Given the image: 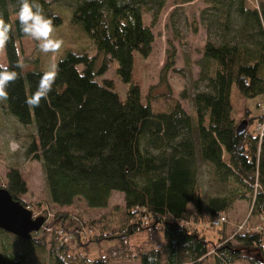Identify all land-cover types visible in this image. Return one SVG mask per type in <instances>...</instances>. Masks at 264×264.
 Here are the masks:
<instances>
[{
  "label": "trees",
  "instance_id": "16d2710c",
  "mask_svg": "<svg viewBox=\"0 0 264 264\" xmlns=\"http://www.w3.org/2000/svg\"><path fill=\"white\" fill-rule=\"evenodd\" d=\"M60 1L72 8V23L82 26L98 55L107 52L117 62L118 78L129 86L122 99L78 69L87 62L84 53L67 51L55 63L59 73L52 91L39 107H30L26 100L45 71L16 67L21 65L17 39L24 35L12 19L19 0H0V16L11 28L0 65L19 73L1 103L19 124L34 125L24 153L41 162L50 201L58 207L51 215L42 201L22 199L27 184L17 167H9L0 186L44 223L27 239L0 229V264H87L89 258L93 264H235L240 259L264 264V136L257 129L262 123L264 135V0H213L219 28L204 46L201 80L206 82L193 95V113L179 102L154 112L150 97L143 101L132 83L134 52L146 57L154 42L152 27L142 23V8L154 21L160 0ZM37 2L58 26L61 17L52 2ZM173 66L174 51L165 61L163 82ZM97 72H103L102 65ZM233 84L241 109L231 101ZM251 98H257L259 113L246 104ZM243 120L246 126L237 133ZM201 163L219 184L234 181L244 192L206 197L199 184ZM115 191L124 198L118 224L63 210L77 199L89 209H106ZM245 195L252 217L262 219L259 229L230 235L219 230L216 242L197 229ZM103 241L110 243L93 257L81 253L89 243Z\"/></svg>",
  "mask_w": 264,
  "mask_h": 264
},
{
  "label": "rangeland",
  "instance_id": "374dc122",
  "mask_svg": "<svg viewBox=\"0 0 264 264\" xmlns=\"http://www.w3.org/2000/svg\"><path fill=\"white\" fill-rule=\"evenodd\" d=\"M49 1L52 2V11L61 17V23L54 27L53 38L62 40L63 45L55 53H44L39 50L37 41L23 35L17 39L19 58L21 65L24 66L23 69L38 68L47 71L67 51L84 53L87 56V62L79 64L78 69L88 72L99 83L110 86L124 99L129 84L118 78L117 62L107 52L104 55H98L94 44L82 26L72 23V8L67 3L60 0ZM160 2L161 7L154 21L150 11L142 8V23L152 27L154 42L148 56L144 57L140 53L134 52L132 83L140 88L143 101L150 97L154 112L167 110L170 105L179 102L186 111L193 113V95L196 91L202 90L206 82V80H201L204 46L207 41L214 40L219 28L214 24L217 15H219V9H216L217 5L213 0H160ZM17 13L12 14L13 20L17 18ZM210 23L213 25L208 26ZM172 51H174V66L167 70L165 83L161 80V73L165 61ZM0 61L1 64H5L3 50L0 51ZM101 65L103 72L99 73L97 69ZM237 95L233 84L231 101L240 105L241 109L242 101ZM256 101L257 98L247 99L246 104L252 107L254 113H259L261 107L259 106V109L254 107ZM34 133V125L19 124L5 111L0 101V182H5L9 167H17L27 184V192L21 198L29 203L42 201L43 206L52 215L58 210V207L50 201L42 164L39 160L27 158L24 153ZM11 141H15L18 145L15 150L10 147ZM199 184L206 197L223 196L238 191L244 192V189L234 181L219 184L210 175L208 166L203 164L200 166ZM123 206V193L115 191L106 209H89L82 199H77L73 205L64 207L63 210L85 220L103 218L106 222L118 224L119 212ZM33 215L35 216L36 213ZM218 216H223L224 219L218 225L213 224V220ZM261 221L260 217H252L251 201L248 199V195H245L244 198L236 200L224 214L217 215L211 221L200 222L196 227L207 239L216 242L221 236L220 233H217L219 230L227 235L234 231L257 230ZM251 224L257 226L253 227ZM1 237L0 234V249L3 240ZM75 243L73 237V242H71L73 249ZM108 243L110 241L91 242L87 251L83 250L81 253H87L88 256L93 257L99 253L100 248L106 247ZM80 248L82 249V247ZM112 263L139 264V261L117 260ZM235 264H249V262L246 259H240Z\"/></svg>",
  "mask_w": 264,
  "mask_h": 264
},
{
  "label": "clouds",
  "instance_id": "9594fccd",
  "mask_svg": "<svg viewBox=\"0 0 264 264\" xmlns=\"http://www.w3.org/2000/svg\"><path fill=\"white\" fill-rule=\"evenodd\" d=\"M17 20L20 31L37 41L41 52L55 53L62 47L63 41L53 38V20L44 15L43 8L37 0H19ZM10 32V26L0 16V51L6 48L10 39ZM16 67L23 68L24 66L18 64ZM58 73V66L53 64L40 76L37 90L26 100L30 107H39L40 101L47 98L52 91ZM18 78L19 73L0 65V101L8 100L9 94L6 89L10 83H14ZM10 147L15 150L18 145L15 141H11ZM87 264H93L91 258L88 259Z\"/></svg>",
  "mask_w": 264,
  "mask_h": 264
},
{
  "label": "water",
  "instance_id": "95a60500",
  "mask_svg": "<svg viewBox=\"0 0 264 264\" xmlns=\"http://www.w3.org/2000/svg\"><path fill=\"white\" fill-rule=\"evenodd\" d=\"M246 126L243 120L236 127L240 133ZM44 223V217L34 216L31 209L22 204L20 200L14 199L11 194L0 186V229L27 239L32 232L40 230Z\"/></svg>",
  "mask_w": 264,
  "mask_h": 264
},
{
  "label": "built area",
  "instance_id": "2783aa9c",
  "mask_svg": "<svg viewBox=\"0 0 264 264\" xmlns=\"http://www.w3.org/2000/svg\"><path fill=\"white\" fill-rule=\"evenodd\" d=\"M264 109V108H263ZM257 129H258V131H259V136L260 137H262V136H264L263 135V124L261 123H259L258 125H257ZM222 219H224V217L223 216H218L216 219H214L213 220V224H216V225H218V224H220L222 221Z\"/></svg>",
  "mask_w": 264,
  "mask_h": 264
}]
</instances>
